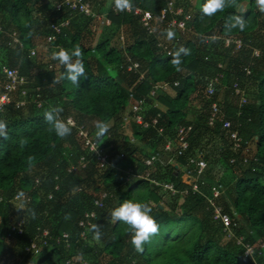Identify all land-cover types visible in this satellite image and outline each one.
<instances>
[{"label": "trees", "instance_id": "1", "mask_svg": "<svg viewBox=\"0 0 264 264\" xmlns=\"http://www.w3.org/2000/svg\"><path fill=\"white\" fill-rule=\"evenodd\" d=\"M56 1L0 0V53L4 56L3 61L0 59V92L6 82L3 65L18 69L26 80L0 113V119L7 122L8 134L7 139L0 138V262L264 263V12L256 0H237L238 5L246 2L247 7H226L212 17L202 13L206 0H174L175 6H182L190 16L185 30L154 22L152 33L142 26L139 16L114 12V0H88L93 9L108 7L110 24L106 26L118 31L128 29L126 45L118 48L112 46L110 37L92 45L85 35L95 19L71 12L65 5L56 9ZM131 2L132 7L150 11L156 17L167 0ZM234 15H243L247 21L243 32L225 28L226 21ZM66 19L68 25L55 34V40L47 42L46 37L54 33L51 23ZM168 29L175 32V37L165 41ZM11 31L17 33L23 48L12 43ZM212 35L217 36L215 42L209 38ZM223 37L239 39L241 44L238 48L234 43L225 47ZM44 45L49 49L42 51V57L29 56L32 47ZM76 45L83 52L86 77L80 78L78 86L66 79L55 82L65 69L51 59L52 51L61 47L71 51ZM180 46L189 53L181 56V70L177 71L171 61ZM130 62H137L138 67L128 70ZM216 75L219 81L212 82L213 92L208 93V84ZM162 82H168L169 87L150 96L153 84ZM234 83L243 89L245 102H240V93H234ZM130 95L144 98L143 116L148 126L135 123L132 116L129 125H123ZM34 96L41 101L40 107L31 101ZM21 99L25 103L17 105ZM213 102L219 110L209 125ZM192 105L198 107L195 120L189 119L186 111ZM52 107L63 109L59 118L64 121L71 116L79 125L84 124L85 116H94L108 123L109 131L102 139L95 136L96 128L90 132L91 138L109 154L108 167L99 166L75 127L63 139L55 134L44 119L45 111ZM156 116L157 123L153 125L151 119ZM225 121L230 123L228 127L223 126ZM179 126L189 127L184 153L174 155L173 163L146 166L145 159L152 153L162 154L165 160L172 155L163 149L165 136L174 138ZM232 132L240 138L237 148L230 137ZM28 157L33 158L31 164ZM81 157L84 165L78 163ZM189 157L206 162L198 180L197 169L188 164ZM125 161L140 164V168L130 169L139 175L137 179L128 176ZM220 162L236 171L229 186L214 180V168ZM146 177L170 182L177 192L171 194ZM194 183H198L200 192H193ZM211 184L223 186L214 202L229 216L227 228L215 217L212 204L204 196ZM183 190L187 193L182 194ZM16 194L25 198L15 199ZM129 199L150 203L151 215L157 214L154 218L160 226L159 234L144 246L142 253L131 244L128 227L113 224L108 215ZM95 200L102 205H95ZM21 205L25 212L17 209ZM27 209H34L35 215ZM91 210L95 216L87 219L85 213ZM82 221L89 224L83 226ZM18 223L19 228L13 229ZM92 224L101 226L102 237L89 244L88 239H93ZM44 230L48 231L46 236L42 234ZM63 233L69 237V246L55 241ZM239 237L241 243H237ZM34 241L41 248L36 255L25 250ZM243 243H251L261 251L255 261L245 256Z\"/></svg>", "mask_w": 264, "mask_h": 264}, {"label": "built area", "instance_id": "2", "mask_svg": "<svg viewBox=\"0 0 264 264\" xmlns=\"http://www.w3.org/2000/svg\"><path fill=\"white\" fill-rule=\"evenodd\" d=\"M40 1H44V0H40ZM63 5L67 6L71 12H75V13H80L83 14L84 16L87 17H91L94 18L102 22H104V24L108 25L110 24V21L108 18H105L102 20V16L101 13H95L94 9L92 8L90 2L88 0H57L55 3V8L56 9H60ZM112 10L114 12H120L119 9H117L115 6L112 8ZM128 13H133L136 16L140 17V22L142 24V26L149 32L152 33L154 31V22H166L167 26L170 28H178L179 30H185L186 28V20L189 19V14H185L183 7L182 6H175V2L174 0H167V3L165 5V7L160 11V14L156 17H153L152 14L150 13V11L147 10H143L140 7H132L130 10H125ZM69 23V19H66L64 21L61 22H52L51 23V29L54 32L53 34H50L46 37L47 42H51L53 40H55V34H58L61 29L68 25ZM3 32V29L0 26V33ZM9 36L11 38V41L13 44H16L18 47L23 48V44L21 42V40L19 39L17 33L15 31H11L9 33ZM212 37H217L215 35L210 36L209 38ZM223 44L225 47L229 46L231 43L235 44V47L238 48L241 44V41L239 39H232L230 37H223ZM121 40L123 41V38H121ZM37 49L41 50V51H48L49 47L47 45L42 46L41 48L39 46L36 47H32L29 50V56H35L37 53ZM169 53V51H168ZM255 53L257 54V51H255ZM129 60V59H128ZM138 67V63L137 62H130L127 65V69L128 70H132V69H136ZM1 71L4 74L5 78H6V82L3 85V89L0 92V113L3 112L5 106L9 103H11L12 98L11 95L13 92H15L17 90V88L20 85H23L26 80L24 78V76H22L18 69L16 68H11L8 67L6 65H3L1 67ZM221 77V75H219ZM142 77V75H141ZM219 81V77L218 75H216L215 77H213L210 81V83L208 84V88H207V92L208 93H212L213 92V87H212V82H218ZM178 82H174V85H177ZM169 87V83L168 82H162V83H158V84H153V87L150 91V96H154L156 95L158 90H166ZM233 89H234V93L241 94V101L240 102H245V96H244V92L243 89L238 87L237 83L233 84ZM22 94L25 93L24 89L21 91ZM32 102H37L36 105L39 103L41 106V101L37 100L36 96L32 97L31 99ZM130 105H129V112L128 114L125 116V120H128L130 116H132L133 121L137 124H142L143 126H148V122H146L144 120V116H143V110H144V106H145V100L144 98H133L132 95H130ZM24 99H21L19 101L16 102L17 105H21L24 104ZM39 106V107H40ZM218 106L215 102H213L211 104V108H210V117L208 119V124L212 125L216 119L217 113H218ZM130 114V115H129ZM158 116V115H157ZM157 116L151 119V123L154 125L157 123ZM66 122L71 121V127H75L77 129V134L78 136H80L83 140L84 145L87 147V149L95 156L98 164L100 167L102 168H106L110 165L109 163V154L107 152H105L103 150V148L99 147V144L93 140L90 136L89 131L85 128L84 124H77L75 122V120L71 117L68 116L65 119ZM230 125V123L228 121H225L223 123L224 127H228ZM189 129V127L185 128L184 126H179L177 128V131L175 133V137L172 138L171 136L166 135L165 136V144H164V150L165 151H169V152H173L171 156H168L165 160V157L160 154V153H152V155L148 158L145 159V165L146 166H151L153 165V163L156 162H160L161 164H167V163H173L174 161V155H182L184 153V150L187 148L188 144L187 141L185 139V134L187 132V130ZM159 134H162L163 131L161 128L158 129ZM230 137L233 139V143H234V147L237 148L239 146V141L240 138L237 135L236 132H232L230 134ZM247 158H244V161H246ZM79 164L84 165V159L83 157H81L78 161ZM188 164L195 166V168L197 169V180L200 178V173L202 172V170L205 168L206 166V162L202 159V158H196V157H189L188 158ZM127 174H129L131 177H139V175H136L134 173L131 172V170H125ZM146 176H148V173H146ZM146 179H149L146 177ZM151 182H153L154 184L161 186V188L163 190H167L169 191L171 194H175L177 192V190L175 189V187L173 186L172 183L170 182H159L153 179H149ZM192 190L193 192H200L201 190L199 189L198 183H194L192 185ZM223 190V186L221 184H211L209 186V191L204 193V196L207 198V200L212 204L213 206V210H214V215L216 218H220L221 221L223 222V224L225 225V227L227 228L230 225V219L229 216L225 213L222 212V208L220 205L215 204L214 199L220 195L221 191ZM182 194L187 193V190H183L181 191ZM102 197H105L106 194L103 193L101 195ZM25 195L23 194H16L15 195V199H24ZM95 205L97 206H101L102 202L100 200H95ZM95 216V212L94 210H91L90 212H86L85 213V217L88 218H94ZM81 224L83 226L89 224V222L87 221L86 223L84 221L81 222ZM20 223H18L17 225H13L12 228H19ZM86 229V228H85ZM20 231V229H19ZM44 236H46L48 234L47 230H44L42 233ZM81 235H84V232L81 233ZM242 237H239L237 239V243H241ZM57 243L60 242H64L66 246L70 245V241H69V237L66 233H63L61 237H57L55 240ZM244 247V254L245 256H248L251 258V260L255 261V256L256 255H260L261 251L260 250H256L255 245L251 244V243H243L242 244ZM26 252L32 253L34 255L38 254L41 252V248H39L36 244V242H32L30 245L25 247ZM68 262V261H67ZM0 264H4L3 262H0ZM260 264H264V263H260Z\"/></svg>", "mask_w": 264, "mask_h": 264}, {"label": "clouds", "instance_id": "3", "mask_svg": "<svg viewBox=\"0 0 264 264\" xmlns=\"http://www.w3.org/2000/svg\"><path fill=\"white\" fill-rule=\"evenodd\" d=\"M115 7L120 11L130 10L132 8L131 0H114ZM256 5L261 12H264V0H256ZM226 7H239L237 0H206L202 6V13L207 17H212ZM247 27V21L243 15H234L225 23V28L229 31L238 29L243 32ZM167 38L173 39L175 32L171 29L167 30ZM211 42H215V37L211 38ZM189 50L184 46H180L175 53L171 63L180 71L182 63L181 56L187 55ZM83 52L79 45H76L73 50L69 51L63 47L58 50H53L51 59L58 61L65 69L63 75L55 82L66 79L74 85H79L80 78L86 77V72L83 64ZM61 107H52L45 111L44 119L55 131V134L63 139L71 134V121H64L59 118V113L62 112ZM95 136L97 139H102L109 131V125L106 121H97L95 123ZM0 138L7 139V122L0 119ZM32 157H28L29 164H31ZM20 211H26L23 205L17 207ZM35 215L34 209H27ZM152 208L148 202H140L133 200H125L120 206L112 209L109 212L110 220L113 224L122 223L128 227L131 232V244L137 252L142 253L144 246L151 243L154 236L159 234L160 226L157 220L151 215ZM90 230L93 233V239L99 241L102 237L101 226L99 224H92Z\"/></svg>", "mask_w": 264, "mask_h": 264}, {"label": "rangeland", "instance_id": "4", "mask_svg": "<svg viewBox=\"0 0 264 264\" xmlns=\"http://www.w3.org/2000/svg\"><path fill=\"white\" fill-rule=\"evenodd\" d=\"M246 7H247L246 2H243L241 5H239V9H241V10H244ZM107 8H108L107 6H103V7L96 6V8H94V9H96V11L95 10L94 11H95V13H98L97 11H99L98 14L101 13V16H102L101 18L103 20L105 18H108L107 17V13H108ZM87 31H88V33L85 35V39L88 40L92 45H94L99 39H102L104 37H110L112 46L118 48V47L122 46V44L126 45V42H127L126 39H127V37H129V34L127 32L128 31L127 28H123V29L121 28L118 31L115 28H112V26H106V24H104V22L98 20L97 17H96L95 21L92 22V24L90 26H88ZM121 38H123V41L121 40ZM163 40H165V41L170 40L167 38V34ZM36 55H37V58H40L43 56V53L41 50L38 49ZM3 57H4L3 54L0 53L1 61H3V59H4ZM111 74L116 79H118L116 74L113 71H111ZM39 106H40V104L38 103L37 107H39ZM186 111H187L188 118L191 120H195L197 112H198V107L196 105H192ZM97 121L98 120L94 116H85L84 126L89 131V133L92 131H95L94 128H95V123ZM128 121H129V119L123 121V125L127 127L129 125ZM133 142H135L134 139H133ZM123 167L125 168V170H130L131 168L136 169V168H140L141 166L139 163H137L135 161H125L123 163ZM213 175H214L215 182H220L225 186H229L234 181L236 171L232 170L231 168H228L224 163L220 162L218 164V166H216V168H214ZM128 176H130V175H128ZM137 178L138 177H133V179H137ZM227 190H228V188L226 189L225 195L228 192ZM178 201L181 202V199L179 198ZM16 205H19V204H16ZM88 242H89V244L90 243L92 244L95 242V240L88 239Z\"/></svg>", "mask_w": 264, "mask_h": 264}, {"label": "water", "instance_id": "5", "mask_svg": "<svg viewBox=\"0 0 264 264\" xmlns=\"http://www.w3.org/2000/svg\"><path fill=\"white\" fill-rule=\"evenodd\" d=\"M157 214L154 215V217H156Z\"/></svg>", "mask_w": 264, "mask_h": 264}]
</instances>
